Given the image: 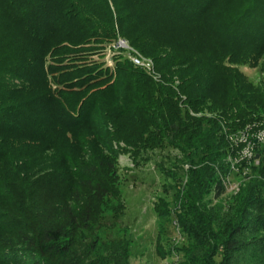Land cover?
I'll return each instance as SVG.
<instances>
[{"label":"trees","instance_id":"16d2710c","mask_svg":"<svg viewBox=\"0 0 264 264\" xmlns=\"http://www.w3.org/2000/svg\"><path fill=\"white\" fill-rule=\"evenodd\" d=\"M118 37L153 60L157 81L121 57L112 68L89 61ZM260 61L264 80V0H0V146L43 154L67 140L111 160L113 145L176 150L167 216L179 264H264V146L256 166L233 173L228 162V137L264 123V83L244 84L235 68ZM219 82L229 84L216 96ZM102 159L72 176L47 171L49 190L32 181L38 204L45 192L60 199V220L1 217L0 264H72V232L117 222L114 165ZM231 174L242 182L223 203Z\"/></svg>","mask_w":264,"mask_h":264},{"label":"rangeland","instance_id":"374dc122","mask_svg":"<svg viewBox=\"0 0 264 264\" xmlns=\"http://www.w3.org/2000/svg\"><path fill=\"white\" fill-rule=\"evenodd\" d=\"M225 3L229 6L232 1ZM118 39L127 44L129 52H134L138 57L152 62L153 71L150 76L157 81L159 75L155 71L153 60L141 54L121 37L105 45L102 52L103 57L94 54L89 56V61L104 63L106 67L112 68L113 61L117 57L125 59L123 50L115 51V53L108 51V48ZM261 63L262 61L251 67L249 65L235 67L242 75L241 81L254 87L263 85L264 80L259 69ZM138 69L143 71L141 68ZM220 83L217 85L219 86ZM176 84L175 81L174 85ZM227 84L229 83L222 82L216 89L215 95L218 96L223 90L226 91L224 85ZM206 115L209 114L206 113ZM113 146L117 150L113 160L107 154L90 155L85 147L80 146V142L67 140L58 149L43 154H39L36 150L24 153L14 147L0 146V218L7 216L18 219L19 223H26L29 221L27 217L30 216L38 218L36 220L38 224L59 222L61 213L56 205H59L60 199L47 196L45 192L46 201L38 204V193H33L31 189L42 184L41 182L47 183L48 190L53 187L51 178L54 175L46 176L49 170L66 177L72 176L76 166H81L84 170L91 165L98 167L99 162L104 158L107 159L106 163L112 164L113 161L112 166L114 165L116 185L123 204V211L114 225L100 226L92 222L87 229L72 232L71 253L67 259L72 264H100L101 262L107 264L113 262L114 264H179L180 256L176 248L181 245L182 238L177 224L171 221L176 209H173L175 207L173 203L174 180L170 176L177 166L178 151L165 147L161 150H149L132 155L131 152H126L127 150L119 151L116 145ZM33 174L36 175L32 176ZM36 177L41 182L33 185L32 181H36ZM236 180L241 181L242 179L236 177L231 179L233 182ZM83 191V187H78V195L83 194ZM236 194L228 191L219 201L225 203ZM106 207H103V214L109 215L110 211ZM168 211L171 217L169 220ZM4 239L8 238L4 237ZM112 254L117 259L122 254L124 260L120 258L117 261L112 260Z\"/></svg>","mask_w":264,"mask_h":264},{"label":"built area","instance_id":"2783aa9c","mask_svg":"<svg viewBox=\"0 0 264 264\" xmlns=\"http://www.w3.org/2000/svg\"><path fill=\"white\" fill-rule=\"evenodd\" d=\"M118 50H123L122 53L125 55V59L132 63L133 66L141 68L148 75H152V62L142 57H138L134 52H129L128 46L123 40L118 39L115 44L108 48V51H113V53H115V51L118 52ZM228 139L232 145V152L234 153V155L228 157V162L231 164L233 173L238 172L236 170V165L243 161L248 163L252 162V164L255 166L258 165V160L256 159L257 156L254 155L256 147L264 146V123L261 124V128L256 131L252 130L251 127L229 136ZM232 176L233 174L226 177L223 180V184L225 186L226 192L233 191L234 194H236L239 191L242 180H236L233 182L231 181V179H234Z\"/></svg>","mask_w":264,"mask_h":264},{"label":"water","instance_id":"95a60500","mask_svg":"<svg viewBox=\"0 0 264 264\" xmlns=\"http://www.w3.org/2000/svg\"><path fill=\"white\" fill-rule=\"evenodd\" d=\"M258 157H256V159H257Z\"/></svg>","mask_w":264,"mask_h":264}]
</instances>
